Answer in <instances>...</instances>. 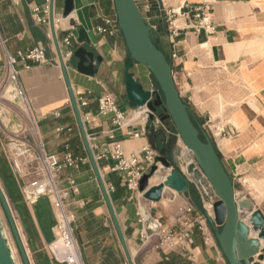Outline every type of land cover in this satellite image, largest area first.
I'll return each instance as SVG.
<instances>
[{"label": "crops", "instance_id": "crops-1", "mask_svg": "<svg viewBox=\"0 0 264 264\" xmlns=\"http://www.w3.org/2000/svg\"><path fill=\"white\" fill-rule=\"evenodd\" d=\"M135 1L151 26L153 41L171 62L180 97L214 144L235 190L250 197L264 217V0H160V4L153 0ZM82 2L87 4L86 0ZM43 3L44 0H0V77L6 70L5 54L16 56L17 51L24 52L38 45L44 47L47 58L46 63L39 65L17 59L14 67L18 70L27 111L24 110L22 115L18 113L19 117L26 115L21 119L10 115L6 125L12 131L26 128L28 138L29 129H34L43 149L60 158L66 151V144L71 153L85 157L86 161L78 168H66L60 175L71 174L78 187L70 200L75 213L73 233L83 264H129L128 257L133 264H161L164 261L170 264H228L215 238V230L220 229L211 219L215 215L210 214L206 204L204 213L195 206L190 180L184 177L188 183L186 191L177 193L164 187L160 199L150 201L139 190L130 191L122 173L112 171L110 153L115 143H119L126 154L140 153L146 144L157 154L155 146H159L160 153L169 135L176 137L173 133L176 130L169 132L164 121L157 118L146 124L145 112H149L146 107H127V123L121 128L112 123L110 115L98 114V98L102 94H112L120 108L127 103L124 61L128 51L121 35L101 34L94 30L102 24V17L115 18L112 0H94L89 9L93 40L91 45H84L100 57V61H94L96 73L90 76L77 71V60L73 55L65 64L88 141L125 238L126 253L85 152L56 51L55 37L59 43L68 31L80 26L79 21L74 12L68 17L62 16L63 0H52L48 23L36 24L31 10ZM202 3L209 6L208 14L215 25L213 33L194 28L196 19L189 7ZM157 8H173L179 12L174 20L177 28L174 36L171 37L164 22L156 18ZM81 45L72 38L69 48L74 51ZM172 52L177 55L174 59L170 58ZM26 65L30 67L26 68ZM130 71L145 90L152 89L151 74L145 66L134 63ZM57 126L64 128L62 133H56ZM161 129L164 134L161 132L160 135ZM133 132H140V135L133 137ZM175 140L172 153L181 142ZM181 145L184 151L182 142ZM0 154L3 158L1 142ZM166 155L176 167L174 158L171 160ZM141 166L147 170L144 160ZM161 167L148 180V187L163 180L167 170ZM254 181L258 190L250 187ZM196 195L202 204L201 195L197 191ZM255 196L259 197L258 201ZM42 198L28 206L34 223L31 239H34L32 250L35 254L46 252V245L54 235L55 217L47 206L48 199ZM44 204L50 215L47 226L40 225L35 215L36 206L45 209ZM188 205L193 207L191 212L184 211ZM241 209L257 214L252 204L246 203ZM141 212L158 220L166 230L176 231L186 222L192 223V243L184 251H164L156 247V236L144 241L140 236L141 229L149 233L154 224L149 219L142 223ZM251 232L258 233L252 226L248 237ZM263 249L259 246L255 255L261 254ZM49 260L50 264H60ZM254 261L264 264L261 259Z\"/></svg>", "mask_w": 264, "mask_h": 264}, {"label": "water", "instance_id": "water-1", "mask_svg": "<svg viewBox=\"0 0 264 264\" xmlns=\"http://www.w3.org/2000/svg\"><path fill=\"white\" fill-rule=\"evenodd\" d=\"M153 1L160 4V0ZM86 3V5H83L82 0H63L62 16L68 17L73 12L76 14L80 26L73 27L71 32L73 38L82 45L73 51V57L77 60L75 68L81 73L93 76L97 70L94 66V61H100V57L94 55L93 51L86 47L91 45L93 40V24L89 18V9L94 0H86ZM112 4L120 35L128 51V57L124 61L127 103L121 105V111L125 112L127 107L137 109L145 106L149 109L147 116L150 120L156 117L160 121L167 119L171 121L181 141L192 154L194 163H191L188 168L193 169L196 166L199 168L198 170L196 167L195 175H199V177L203 176L209 182L217 199V202H215L214 222L220 229L215 230L214 234L225 259L228 264H253L251 258L257 253L260 245L259 240H264V224L254 225L252 228L258 231L257 236L248 237L247 228L240 219V210L244 204L251 205L252 202L246 197H237L238 199L242 198L239 200L236 198L233 181L225 170L214 144L206 135L204 139L200 138V130L192 122L188 105L180 97L174 82L171 62L153 41L151 26L145 20L136 1L112 0ZM54 41L59 65L69 93L85 152L92 166L114 228L127 253L125 238L120 229L96 157L88 141L76 97L70 84L66 64L61 58L56 37ZM134 63L141 64L149 70L157 83L160 93L155 92V87H152L151 90H145L134 79L133 73L130 71ZM160 153V155L156 156L155 163L151 165L149 171L143 174L139 180L138 190L143 194L144 198L150 201H158L162 196L164 187L172 189L177 193H182L188 189V183L184 176L177 168L171 166L165 149L161 148ZM157 162L161 163L162 167L167 171L163 173V180L160 183L148 187V180L158 170ZM0 205L8 221L22 263L30 264L10 205L1 187ZM252 206L257 215L264 220L259 210L253 204ZM206 217L210 219L208 214H206ZM258 256L259 259L263 260V253ZM127 259L129 264H133L130 257ZM0 264H15L1 227Z\"/></svg>", "mask_w": 264, "mask_h": 264}, {"label": "built area", "instance_id": "built-area-1", "mask_svg": "<svg viewBox=\"0 0 264 264\" xmlns=\"http://www.w3.org/2000/svg\"><path fill=\"white\" fill-rule=\"evenodd\" d=\"M52 0H44L41 6H36L31 10V17L36 24L48 23V12L51 10ZM209 6L206 3L189 7L193 17L196 19L194 28L196 31L203 30L206 33H213L215 25L208 14ZM179 14L176 9H159L156 10V18L161 19L172 37L177 33L174 24L176 16ZM102 24L94 27V30L101 34L120 35L116 17H102ZM73 38L71 30L60 40L59 48L61 58L65 63L72 55L73 51L69 48ZM177 55L175 52L170 54L174 59ZM17 59L29 61L32 64L39 65L47 62L46 51L42 46H34L27 51H17L16 56L5 54L6 70L1 82L13 86V91L17 99L25 105L24 92L19 82L18 70L14 67ZM29 68L30 65H26ZM85 104V102H82ZM98 114L105 116L110 115L111 121L117 127H124L127 123V113L122 112L115 97L110 93L102 94L98 98ZM58 116V113H55ZM158 120V118H157ZM7 125L2 123L3 134L6 136L1 140V150L8 162V165L19 184L20 191L27 203H35L39 198L48 199L53 211L55 222L53 226L54 238L47 245L51 257L55 262L60 264H83L78 245L73 233V222L75 213L71 209L70 196L78 191L74 177L65 173L60 176L66 168H78L81 163L86 161L85 157L73 154L65 145L66 151L60 158L55 153L46 152L42 145L37 132L31 128L29 131L33 135L34 141L27 137L28 130L21 127L14 135L7 129ZM64 128L57 126L56 133H62ZM224 133V131H223ZM225 134H228L225 132ZM133 137H138L140 132L131 133ZM178 139L179 135L175 134ZM141 153L144 155L141 156ZM113 161L112 171L122 173L126 187L130 191H137L139 180L155 163L156 154L150 145L146 144L141 147L140 153H124L119 143H115L110 153ZM142 160L147 162V170L141 166ZM197 167V166H196ZM199 170V168L197 167ZM184 177L185 175L182 174ZM193 207L188 205L185 212H191ZM140 221L144 223L148 219L154 224V228L148 233L144 228L140 231V236L147 241L151 236L157 237L156 247L162 250H180L184 251L187 245L192 243V223L186 222L179 230L163 229L158 220L152 219L145 213L139 214ZM252 260V259H251ZM254 259L252 263H254Z\"/></svg>", "mask_w": 264, "mask_h": 264}, {"label": "rangeland", "instance_id": "rangeland-1", "mask_svg": "<svg viewBox=\"0 0 264 264\" xmlns=\"http://www.w3.org/2000/svg\"><path fill=\"white\" fill-rule=\"evenodd\" d=\"M2 77H0V101H1L0 102V142L6 136L5 134H3L4 132H3L2 128H1L2 123L5 122L6 118L7 117L10 118V115H13L17 119H19V118L21 119L22 117L26 116V115H24L22 117L21 116L19 117L20 114L22 115L25 112H24L23 106L21 105L22 103L21 104L19 103L20 101L17 99V96L15 95V93L13 92V90L11 91V95L14 94V96H11V97H13V99H10L11 98L10 97L9 100H8L7 97H3V89L5 87L9 86V85L6 84V83H2L1 82ZM149 79H150L151 86L152 87H155V92L156 93H160L159 89L156 88V86L154 84V81H153L151 75L149 76ZM8 104L12 105V108ZM18 104H20V105H18ZM6 112H7V114H6ZM18 113H20V114L18 115ZM145 113H146V116H145L144 121H147L146 124H148L149 121H150V119L147 116L149 112H145ZM145 113H144V115H145ZM6 115H7V117H6ZM154 119H156V117ZM6 127L9 130L8 125ZM164 127L169 132H172V130L174 131V126H173V124L171 123V121L169 119H167V120L164 121ZM18 130H16V129L13 130V131L12 130H9L12 133L10 136L14 135V133H16V131H18ZM161 132H162V134H164V129H161L160 130V132H159L160 135H161ZM173 133L176 134L175 131ZM29 135H30L29 136L30 137L29 139H31V141H34V138H33V135H31V132H29ZM202 135H203V137L206 135L203 130H202ZM175 138H177V140L179 141V139H178L177 136L175 137V136H170V135H169V138L167 140H165V145H162L165 148V153L168 154V156H169V158H171V160L174 158L173 160H174V162L176 164V167L175 168H177L180 173L184 174L185 177L188 180H190L189 181V185L192 187V189L195 192L197 191L199 193V195H201L200 198H202V205H203L204 211L206 210V207H205V204H206L207 209L210 212V214L215 215L214 214V210H215V202H217V199H216V197H211L210 196V191H209L208 188H206L207 189V197H204L201 194L200 189L191 180V178L189 176L188 168H187L188 165H186V162H187V159H188V154H187V151H186L185 148H184V151H182V145H181V142L182 141L181 142L179 141L180 146L179 147L177 146L175 148L174 152L172 153V150L174 149L173 146L176 145ZM183 147H184V145H183ZM155 150L157 152V154L156 153L155 154L156 155H159L160 154L159 153V146L157 147V145H156L155 146ZM192 162L194 163L193 160H192ZM156 165L158 166V168H159V166H162L161 163H159V162H157ZM171 166H172V164H171ZM2 167H4V168H2ZM0 169L2 170L1 173H4V174H7V175L11 176L12 179L16 183V190L14 191L15 199L13 200L8 195V193L6 191V188L4 186V181H3V179H2V177L0 175V187L2 188V190H3V192H4L5 196H6V198L8 200V203L10 205V208H11V211H12V214H13V218H14V221L16 223V227H17L18 232L20 234V237H21V240L23 242V245H24L25 251L27 253L28 259L30 261V264H50L49 258L51 260H53V258L51 257V254H50V252L48 250V247H47L48 244L46 245V252L45 251H42V253H40V254L33 253V250H32V248H33L32 247V241L34 239L33 240L31 239V234H32V231H34V229H33L34 223L30 219L29 212H28V206L33 205V203L30 204V203H27L24 200V198L22 196V193L20 191V188H19V184H18L17 180L15 179V177H14V175H13V173H12V171H11L9 165H8V162L5 159V157L2 158V155L1 154H0ZM250 187L252 189H254V190H258V187H256V185H255V181L250 184ZM259 192L262 194V191H259ZM237 197H246V198H248L252 202V204L254 205V207L256 209H258L257 206H256V204L254 203L253 200L250 199V197L245 196V195H241L240 191H238L236 189V198ZM261 197H263V195H261ZM254 198L256 199V201H258V198L259 197L255 196ZM47 201H46V203H47ZM48 205L50 206V208L52 210L53 218H54V211H53V209H52V207H51V205H50L49 202L47 203V206ZM44 206H45V209H41L40 207H37L36 206V208H35V215H36V219L38 220V222H39L40 225L47 226L49 224V223L47 224V222H49V216L50 215H49V210H48V207L46 206V204H44ZM242 212H245V213H242L241 214L242 215V218L247 219V221L253 215V213L247 212V211H244V210H242ZM211 219L214 221V218L213 217H211ZM0 227H1V230H2V233H3L4 237L6 239V242L8 244V247L10 248V252L12 254V258L14 260V263L15 264H23L22 263V260L20 258L18 249L16 247L14 238L12 236V233H11V230H10V227H9V224H8V221L6 219V216L4 214V211H3L2 207H1V205H0ZM53 238H54V235H53ZM261 253L264 254V251H262ZM258 255H260V254H258ZM258 255H254L251 259L252 260H253V258L254 259H259V256ZM53 261H55V260H53ZM263 262H264V257H263Z\"/></svg>", "mask_w": 264, "mask_h": 264}, {"label": "bare ground", "instance_id": "bare-ground-1", "mask_svg": "<svg viewBox=\"0 0 264 264\" xmlns=\"http://www.w3.org/2000/svg\"><path fill=\"white\" fill-rule=\"evenodd\" d=\"M139 76L141 77V79L145 82L146 81V79L141 75V74H139ZM13 90V86L12 85H9V86H7V87H5L4 89H3V97H7L8 98V100H9V98L11 97V96H14V94L13 95H11V91ZM14 92V91H13ZM2 97V98H3ZM10 99H13V97H11ZM1 102V101H0ZM3 103V102H2ZM20 104H21V102H19ZM7 104V103H6ZM20 104H18V105H20ZM8 105H10V104H8ZM22 106H23V109L25 110L26 108H25V106L23 105V104H21ZM11 106V108H12V105H10ZM21 107V106H20ZM143 107H145V106H143ZM10 108V109H11ZM149 110V109H148ZM25 111H27V110H25ZM28 113V112H27ZM6 114H7V112H6ZM10 115V114H9ZM28 115V114H27ZM6 117H7V115H6ZM27 117H29V116H27ZM5 118V117H4ZM9 119L10 118H6V120H5V124H7L8 123V121H9ZM13 129V128H12ZM178 134V133H177ZM180 139V138H179ZM181 140V139H180ZM183 143V142H182ZM183 145H184V143H183ZM184 148L186 149V151H187V154H188V159H187V162H186V165H188V167H189V165L191 164V163H193L192 162V154H191V152H190V150L189 149H187L186 148V146L184 145ZM62 155V154H61ZM185 162V161H184ZM185 165V166H186ZM161 167V166H160ZM159 167V168H160ZM187 167V166H186ZM187 167V168H188ZM162 168V167H161ZM195 170H196V167H194L193 169H189L188 168V172H189V176H190V178H191V180L194 182V184L200 189V192H201V194L204 196V197H207V189L206 188H208L209 189V191H210V196L211 197H215V195H214V193H213V190H212V188H211V186H210V184H209V182H207V180L205 179V178H203V176L202 177H199V175H195ZM157 175V174H156ZM161 181V180H160ZM242 213H245V212H242V210H240V219H241V221L245 224V226H246V228H247V232L249 231V228L252 226H254V225H262V224H264V220H262L257 214H253L250 218H249V220L247 221V219H245V218H242ZM254 231H257V230H254ZM257 236V234L256 233H253V232H251V234H250V238L251 237H256ZM260 241V247L261 248H264V240H259Z\"/></svg>", "mask_w": 264, "mask_h": 264}, {"label": "trees", "instance_id": "trees-1", "mask_svg": "<svg viewBox=\"0 0 264 264\" xmlns=\"http://www.w3.org/2000/svg\"><path fill=\"white\" fill-rule=\"evenodd\" d=\"M152 79H153V77H152ZM153 81H154V84H155V86H156V88H158V86H157V83L155 82V80L153 79ZM189 114H190V118H191V120H192V122L195 124V126L196 127H198V129L201 131L200 132V138L201 139H204V137H203V135H202V129H201V127H200V123L198 122V120L192 115V113L189 111ZM2 168H4V167H2ZM1 169H0V175H1V177H2V179H3V181H4V186H5V188H6V191H7V193H8V195L11 197V199H15V194H14V191L16 190V183H15V181L12 179V177L11 176H9V175H7V174H4V173H1ZM191 198H192V201H193V203L195 204V206L197 207V208H199L200 209V211L201 212H203L204 213V209H203V207H202V204H201V202H200V199H199V197H198V195H196V192L193 190V189H191ZM168 255H166V257H167ZM164 257H165V255H164ZM169 259L171 260V258L169 257ZM161 264H170L169 262H162Z\"/></svg>", "mask_w": 264, "mask_h": 264}]
</instances>
